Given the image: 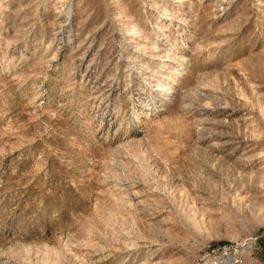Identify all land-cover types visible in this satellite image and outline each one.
Segmentation results:
<instances>
[{"label": "rangeland", "instance_id": "374dc122", "mask_svg": "<svg viewBox=\"0 0 264 264\" xmlns=\"http://www.w3.org/2000/svg\"><path fill=\"white\" fill-rule=\"evenodd\" d=\"M264 0H0V264H264Z\"/></svg>", "mask_w": 264, "mask_h": 264}, {"label": "built area", "instance_id": "2783aa9c", "mask_svg": "<svg viewBox=\"0 0 264 264\" xmlns=\"http://www.w3.org/2000/svg\"><path fill=\"white\" fill-rule=\"evenodd\" d=\"M225 258H226V254L224 253L214 263H221L222 264L223 262H225Z\"/></svg>", "mask_w": 264, "mask_h": 264}, {"label": "trees", "instance_id": "16d2710c", "mask_svg": "<svg viewBox=\"0 0 264 264\" xmlns=\"http://www.w3.org/2000/svg\"><path fill=\"white\" fill-rule=\"evenodd\" d=\"M262 248H263V251H264V243H263V246H262Z\"/></svg>", "mask_w": 264, "mask_h": 264}]
</instances>
